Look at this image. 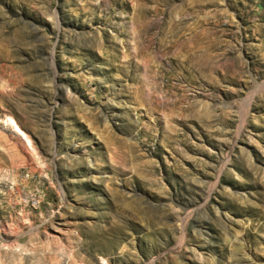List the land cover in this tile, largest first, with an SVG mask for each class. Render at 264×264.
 <instances>
[{"label":"rangeland","instance_id":"obj_1","mask_svg":"<svg viewBox=\"0 0 264 264\" xmlns=\"http://www.w3.org/2000/svg\"><path fill=\"white\" fill-rule=\"evenodd\" d=\"M0 264H264V0H0Z\"/></svg>","mask_w":264,"mask_h":264},{"label":"bare ground","instance_id":"obj_2","mask_svg":"<svg viewBox=\"0 0 264 264\" xmlns=\"http://www.w3.org/2000/svg\"><path fill=\"white\" fill-rule=\"evenodd\" d=\"M9 122L12 124V126H13L14 128H16V129L19 131L20 134L22 133V131L20 130V128H19L18 125L14 122V120H13L12 118L9 119ZM17 130H16V131H17Z\"/></svg>","mask_w":264,"mask_h":264}]
</instances>
